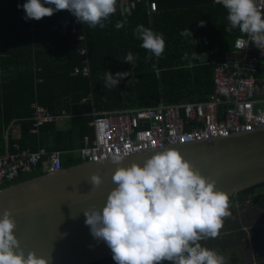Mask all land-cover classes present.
<instances>
[{"label": "clouds", "instance_id": "9594fccd", "mask_svg": "<svg viewBox=\"0 0 264 264\" xmlns=\"http://www.w3.org/2000/svg\"><path fill=\"white\" fill-rule=\"evenodd\" d=\"M215 2L228 12L230 27L226 31L238 27L247 35L236 40L235 50L246 48L250 42L264 49V12L257 0ZM116 4L117 0H26L22 7L26 20H40L55 11L68 10L83 24L92 28L99 25L103 29L106 27L103 21L116 12ZM124 23L118 21L115 27L120 29ZM134 35L142 40V48L156 57L162 55L165 48L162 33L138 25ZM180 35L192 37L188 28ZM200 57L196 52L193 54V59ZM183 58H188L187 53ZM134 60L129 52L123 62L132 64ZM129 74L117 72L114 76L106 71L105 86L116 87ZM123 160L124 156L119 154L111 157L112 163L118 165L112 175L116 186L109 192L104 206H92L84 211L85 224L90 226L92 236L107 243L116 264H161L162 261L225 264L222 254L203 247L199 241L218 236L223 218L230 215L229 195L217 190L215 181L196 171L175 148L157 152L143 166L135 162L128 167L119 166ZM90 182L98 187L102 179L94 174ZM15 228L11 210L5 209L0 218V264H50L51 255L38 256L35 251L25 254L14 234Z\"/></svg>", "mask_w": 264, "mask_h": 264}, {"label": "trees", "instance_id": "16d2710c", "mask_svg": "<svg viewBox=\"0 0 264 264\" xmlns=\"http://www.w3.org/2000/svg\"><path fill=\"white\" fill-rule=\"evenodd\" d=\"M146 1L156 2L157 12L149 14L146 4H142L136 11L130 12L131 14L127 18L119 15V11H116V14H111L107 20L103 21L106 25L103 29L99 25L92 28L85 23V26L80 29V33L84 34L86 38V42L82 43L77 40L76 36L71 34L62 36L54 29L64 18L74 16L70 11L59 10L40 20H26L23 17L24 9L22 7L26 0H0V41L8 39L9 33L17 32L29 50L28 53L30 55L34 53L39 67H44V73L38 75L40 79L39 104L45 107L49 105L51 108L47 107V109L51 113L64 107L70 114L76 116L71 119V130L68 133L60 131L54 124H49L39 128L37 134H32L34 122L30 121L31 115L27 116L23 120L28 121L22 123L25 133L23 145L26 144L29 136V139L33 137V147H45L48 152H61L63 168L84 162L82 158L74 156L77 147L84 146L82 144L84 137L89 134L87 127L89 119H81L78 116L81 111V108L78 107V98L72 97L73 101L69 104L71 107H68L66 102L61 103L57 99L52 102L43 99L44 89L49 91L50 86L53 85L49 79L55 78L48 75L51 61L60 63L64 70L66 69V73L70 76L69 80L66 79L68 86L72 89H81V87L88 89L90 79L70 75L76 66L82 65L83 57L79 50L85 45L88 50L92 75L95 74L96 68L104 67L112 71L114 76L117 72H130L129 76L120 80L116 87H106L105 80L91 87L95 92L100 93L98 96L99 105L107 106L115 102L116 104L112 106L124 108L126 104L128 109L136 108L139 105L156 107L159 106L161 96L170 102L180 97V87L184 92L194 89L196 85L191 83V78L201 79L205 75L215 72L216 66L226 59L223 58L225 55L222 56L221 53L224 54L229 49L233 50L236 40L247 36L238 27L226 31V28L230 27V23L227 20L228 12L222 8L223 5L212 6L207 12L203 9L207 0ZM45 6L55 7L47 4ZM198 10H200L199 15ZM118 21H126V23L122 28L117 29L115 25ZM201 21L204 22L203 26L200 25ZM138 25L150 28L155 33L163 34L165 48L160 57H156L149 50L141 47L142 40L137 39L134 35V30ZM186 28L192 33V37L180 35ZM32 29L37 31L34 35H32ZM43 33L50 36L55 47L54 50L45 51L43 49L41 42ZM35 47L38 49L36 50ZM129 52L135 57L132 64L123 62ZM195 52L201 56L199 59H193ZM0 53H4L2 47ZM186 53L188 58L184 59ZM149 54L151 59H146ZM101 57L104 59L102 60ZM212 58L219 59V63L212 62ZM261 71L264 73L262 68H260V73ZM260 73L258 77H264ZM188 75L190 79L182 84ZM130 77H133L131 82ZM205 84L208 85V82ZM261 85L260 82L259 86ZM44 174L39 169L35 173L23 175L17 180L4 184L2 190ZM260 189H264V183L241 193L238 198H231L230 204L235 205L238 201L241 202L248 198L244 202L252 200L256 205L262 206L264 205V195H255L256 191ZM111 261H114L112 256L95 264H106Z\"/></svg>", "mask_w": 264, "mask_h": 264}, {"label": "built area", "instance_id": "2783aa9c", "mask_svg": "<svg viewBox=\"0 0 264 264\" xmlns=\"http://www.w3.org/2000/svg\"><path fill=\"white\" fill-rule=\"evenodd\" d=\"M142 4L148 6L150 13L158 10L156 2L146 0L117 2L116 8L129 12ZM257 5L264 12V0H257ZM83 26L85 23L73 16L61 20L54 29L63 36L71 34L85 43L86 38L80 33ZM235 51L234 56L217 65L215 95L207 102L94 114L90 124L94 139H84L85 146L80 150L82 160L100 163L111 159L114 154L127 159L143 152L229 138L264 126V98L257 97V74L264 61V49L250 42L246 48L241 50L236 47ZM79 53L83 57L82 65L75 67L74 74L89 76L87 47L84 45ZM68 118L66 113L56 116L39 106L32 119L33 132ZM40 168L45 173L62 170L61 152L40 148L35 152L28 150L0 157V191L4 184L35 173Z\"/></svg>", "mask_w": 264, "mask_h": 264}, {"label": "water", "instance_id": "95a60500", "mask_svg": "<svg viewBox=\"0 0 264 264\" xmlns=\"http://www.w3.org/2000/svg\"><path fill=\"white\" fill-rule=\"evenodd\" d=\"M172 148L201 175L215 181L216 189L226 192L229 199L264 183V126L229 138ZM164 150L124 158L119 166L133 162L143 166ZM117 167L111 159L83 162L9 186L0 191V218L5 209L11 210L16 221L14 234L26 255L29 251L51 255L50 264L100 262L113 254L105 241L92 236L84 211L104 206L116 186L112 175ZM94 174L102 179L98 187L90 182Z\"/></svg>", "mask_w": 264, "mask_h": 264}, {"label": "crops", "instance_id": "0c3cea01", "mask_svg": "<svg viewBox=\"0 0 264 264\" xmlns=\"http://www.w3.org/2000/svg\"><path fill=\"white\" fill-rule=\"evenodd\" d=\"M129 1L131 0H117L118 3ZM215 5H217L215 0H207L203 5V9L208 12L212 6ZM146 9L149 14H152L149 12L148 6ZM117 11L120 12L118 14L123 18L129 16L128 12H124L122 9H118ZM199 14L200 10H198V15ZM23 17L24 19L26 17L25 11L23 12ZM31 32L32 35H34L37 31L32 29ZM41 42L45 51L54 50L55 47L49 35L43 33L41 36ZM1 47L4 53H0V157L5 156L8 153H17L28 150L31 152L38 151L40 148L45 147H33V137H30L29 139L28 136V141L23 145L22 141L25 140V133L22 123L28 121L23 119L30 115L32 116L30 119L32 122L37 107L41 106L45 109H47V107L51 108L49 105L45 107L39 104L40 79L38 75L44 73V67H39V62L35 59L34 53L32 55L28 53L29 50L25 47L22 37H20L17 32L9 33L8 39L0 41V48ZM35 49L37 50L38 48L35 47ZM221 54L222 56L225 55L223 58H226L225 60H227L234 56L236 51L234 48L233 50H226L224 54ZM149 56L151 55L149 54ZM101 59L103 60L104 58L101 57ZM218 60L219 59L212 58V62H217V64L219 63ZM49 64L50 68L48 70V75L54 76L55 78L53 80L49 79L53 85L50 86L49 91L44 89L43 99L47 102H52L54 99H57L61 103L66 102L68 107H71L69 104L73 101L72 97H77L79 100L78 107L81 108L78 115L79 118L86 120L89 119L87 123L89 134L86 135L84 139L89 138L91 141L94 139V132L90 127L94 114L128 109L126 108V104L124 105V108L112 106L116 104L115 102L108 104L107 106L98 104V96L100 93L95 92L91 87L96 86L105 80L106 71L112 72L107 70V67L96 68L95 74L92 75L93 72L90 63V75H78L81 76L82 79H90L88 89H84V87H81V89H72V87L68 86L66 82V79H68V77L70 78L66 73V69L64 70L62 65L55 61H51ZM260 68L264 70V62L261 64ZM70 75L76 76V74H74V69ZM260 75L264 76L263 71H261ZM132 78L133 77H130V82L132 81ZM257 78V97L263 99L264 77L259 78L257 76ZM189 79L190 76L188 75V77H185V80L182 81V84ZM206 82H208V85L205 84ZM260 82L262 83L261 86H259ZM191 83L196 85L194 89L190 92H184L180 87V97L176 100L168 102L163 96H161L159 106L202 103L207 102L211 96L215 95V72H211L201 79L191 78ZM102 89H104V87H102ZM122 97L124 99V95ZM159 106L139 105L132 109H149L157 108ZM63 113H66L70 118L54 125L60 131L68 133V131L71 130V119L76 116L70 114L64 107L59 108L52 114L58 116ZM32 134L37 133L32 131ZM82 144L85 146L84 141ZM84 146L77 147L75 150L76 153L74 152L75 157L78 156L81 158L80 150L84 148ZM40 170L42 169L40 168ZM42 172L45 173L46 171L42 170ZM255 195H264V189L257 190ZM246 199L248 198L243 199L241 202L238 201L235 205L230 204V215L223 218L222 227L219 230L218 236L199 241L203 247H207L222 254L224 256L225 264H264V205H256L252 200L244 202ZM106 264H116V262L111 261ZM161 264H172V262L162 261Z\"/></svg>", "mask_w": 264, "mask_h": 264}]
</instances>
